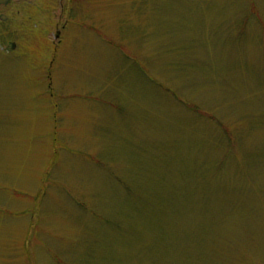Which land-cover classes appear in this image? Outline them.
Masks as SVG:
<instances>
[{
    "label": "rangeland",
    "instance_id": "374dc122",
    "mask_svg": "<svg viewBox=\"0 0 264 264\" xmlns=\"http://www.w3.org/2000/svg\"><path fill=\"white\" fill-rule=\"evenodd\" d=\"M0 14V264H264V0Z\"/></svg>",
    "mask_w": 264,
    "mask_h": 264
},
{
    "label": "water",
    "instance_id": "95a60500",
    "mask_svg": "<svg viewBox=\"0 0 264 264\" xmlns=\"http://www.w3.org/2000/svg\"><path fill=\"white\" fill-rule=\"evenodd\" d=\"M8 1H9V0H0V4H6ZM0 19H1V20H4V19H5V15L0 14ZM11 46H13V44H11V43H9V44L7 45V47H11Z\"/></svg>",
    "mask_w": 264,
    "mask_h": 264
},
{
    "label": "flooded vegetation",
    "instance_id": "af4514ba",
    "mask_svg": "<svg viewBox=\"0 0 264 264\" xmlns=\"http://www.w3.org/2000/svg\"><path fill=\"white\" fill-rule=\"evenodd\" d=\"M14 46V45H13Z\"/></svg>",
    "mask_w": 264,
    "mask_h": 264
}]
</instances>
